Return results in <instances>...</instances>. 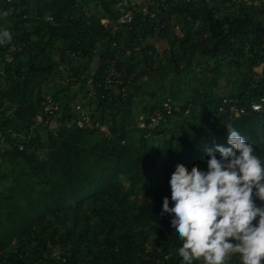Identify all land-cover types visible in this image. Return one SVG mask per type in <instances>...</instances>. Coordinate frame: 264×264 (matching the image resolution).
<instances>
[{
    "label": "trees",
    "instance_id": "trees-1",
    "mask_svg": "<svg viewBox=\"0 0 264 264\" xmlns=\"http://www.w3.org/2000/svg\"><path fill=\"white\" fill-rule=\"evenodd\" d=\"M160 1L0 0L12 34L0 45V264H180L161 215L176 165L206 169L205 149L229 146L226 125L264 160V103L251 108L264 98V0H194L117 24ZM111 66L127 96L104 88ZM44 95L61 123L80 105L109 135L33 128ZM224 98L245 112L220 114ZM167 99L173 115L140 130L137 117Z\"/></svg>",
    "mask_w": 264,
    "mask_h": 264
},
{
    "label": "clouds",
    "instance_id": "clouds-1",
    "mask_svg": "<svg viewBox=\"0 0 264 264\" xmlns=\"http://www.w3.org/2000/svg\"><path fill=\"white\" fill-rule=\"evenodd\" d=\"M7 15L0 11V19ZM11 39L0 27V45ZM226 127L229 146L205 149L206 169L179 163L168 181L171 196L163 198L161 215L171 217L172 235L181 242L180 264L201 258L203 264H225L230 254H239L240 264H264V160Z\"/></svg>",
    "mask_w": 264,
    "mask_h": 264
},
{
    "label": "built area",
    "instance_id": "built-area-1",
    "mask_svg": "<svg viewBox=\"0 0 264 264\" xmlns=\"http://www.w3.org/2000/svg\"><path fill=\"white\" fill-rule=\"evenodd\" d=\"M191 1L194 0H168V2L162 0L158 3L152 2L149 4H145L140 8L136 6H132L131 10H128L118 19L117 24L119 25L130 24L133 20L134 12H139L143 16L151 15L153 17L155 15V11L158 8L166 9L170 4L179 5V4H186ZM123 6L128 7L127 2H124ZM102 24L107 25V20H103ZM11 60L12 59H9V61ZM103 85L104 88L106 87V90L109 89L114 90V94L121 93L123 94V96H127L125 89H122L121 91L118 89V87L123 85V81L121 74H119L113 66H111L109 70L106 72V77L104 79ZM99 86L102 85L99 84ZM91 90H92L91 91L92 94L95 95V91L93 87H91ZM263 103H264V98H261L260 102L253 103L251 105L252 110L255 112H260L262 110ZM41 105L43 108L45 119L41 116L38 117L33 128H37L41 124L45 123L47 128L53 133H56L58 130H60L63 127H67V128L76 127L79 129L88 127L90 129H95L100 131L103 137H107L109 135V130L107 126L101 124L98 120L94 118L92 119L90 116L91 114L88 112V110L80 105L76 107V114L74 118L72 120L66 121L65 123H61L59 121L57 116L59 107L54 102L51 96L44 95ZM190 108L191 106H189L187 113H189ZM173 112H174V108L172 101L171 99H167L162 102L159 110L153 113H146L143 116H141L140 119L138 120V128L140 130H144L148 132L154 131L161 123H165L167 119L173 115ZM218 112L220 114L228 112L232 116H239L241 113L245 112V107H239L235 99L224 98L221 101V104L218 108ZM210 121L214 122V118H211ZM5 146L6 144H4V141H1L0 142L1 153L4 152ZM1 162H2V157L0 156V163ZM55 256H58V254H55Z\"/></svg>",
    "mask_w": 264,
    "mask_h": 264
},
{
    "label": "rangeland",
    "instance_id": "rangeland-1",
    "mask_svg": "<svg viewBox=\"0 0 264 264\" xmlns=\"http://www.w3.org/2000/svg\"><path fill=\"white\" fill-rule=\"evenodd\" d=\"M153 44H155L156 45V47L158 48V50L160 51V52H164L168 47H167V45L166 44H164L163 42H161V41H153ZM98 65V61L97 60H95L93 63H92V65H91V69L92 70H95V68H96V66ZM261 69L262 68H258L257 69V71L258 72H261ZM80 99V98H79ZM78 99V100H79ZM138 116V115H137ZM140 117H141V115H139L138 117H137V121L140 119ZM233 254H230V255H228L226 258H228V257H230V256H232Z\"/></svg>",
    "mask_w": 264,
    "mask_h": 264
},
{
    "label": "crops",
    "instance_id": "crops-1",
    "mask_svg": "<svg viewBox=\"0 0 264 264\" xmlns=\"http://www.w3.org/2000/svg\"><path fill=\"white\" fill-rule=\"evenodd\" d=\"M97 61H98V60H97ZM96 68H97V66H96ZM96 68H95V69H96Z\"/></svg>",
    "mask_w": 264,
    "mask_h": 264
}]
</instances>
